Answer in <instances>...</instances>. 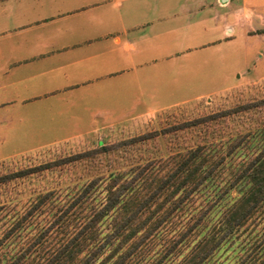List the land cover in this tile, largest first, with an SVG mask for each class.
<instances>
[{"label": "crops", "instance_id": "obj_1", "mask_svg": "<svg viewBox=\"0 0 264 264\" xmlns=\"http://www.w3.org/2000/svg\"><path fill=\"white\" fill-rule=\"evenodd\" d=\"M257 65L264 0H0V133L54 143L264 83Z\"/></svg>", "mask_w": 264, "mask_h": 264}, {"label": "trees", "instance_id": "obj_2", "mask_svg": "<svg viewBox=\"0 0 264 264\" xmlns=\"http://www.w3.org/2000/svg\"><path fill=\"white\" fill-rule=\"evenodd\" d=\"M256 107L264 99L204 120ZM9 221L0 264H213L236 245L243 251L236 264H264V125L97 176L62 197L40 194Z\"/></svg>", "mask_w": 264, "mask_h": 264}, {"label": "rangeland", "instance_id": "obj_3", "mask_svg": "<svg viewBox=\"0 0 264 264\" xmlns=\"http://www.w3.org/2000/svg\"><path fill=\"white\" fill-rule=\"evenodd\" d=\"M250 40L252 44L261 45L256 43L255 37ZM249 71L254 79L257 73L264 72V67L252 66ZM199 92L202 91L197 90L195 94ZM262 99L264 83L244 85L218 96L193 99L151 116L126 117L125 123L105 129L61 134L63 137L55 133L63 139L54 143L46 141L54 133H34L26 126L14 124L11 131L0 133L6 138L0 141V238L11 223L9 217L21 213L40 194L54 192L62 197L69 190L97 176L122 171L150 160L165 159L197 146L213 145L263 126L264 107L211 121L204 120L207 116L239 109ZM141 136L146 139L115 147L123 141ZM103 146L115 149L90 156V152L99 151ZM73 157H76V161L54 166ZM39 166L50 168L6 180L9 175ZM257 229L259 231L260 227ZM242 252L237 245L232 250H221L213 264H236Z\"/></svg>", "mask_w": 264, "mask_h": 264}]
</instances>
